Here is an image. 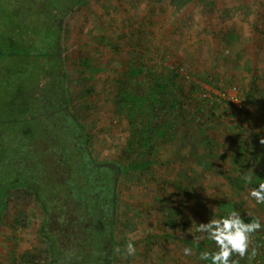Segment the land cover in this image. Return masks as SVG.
Wrapping results in <instances>:
<instances>
[{
    "label": "rangeland",
    "instance_id": "obj_1",
    "mask_svg": "<svg viewBox=\"0 0 264 264\" xmlns=\"http://www.w3.org/2000/svg\"><path fill=\"white\" fill-rule=\"evenodd\" d=\"M182 1L87 0L66 20L71 105L87 124L100 161L128 160L131 118L124 97L146 96L155 76L171 78L173 71L185 91L199 85L188 119L177 114L169 128L163 117L165 135L153 138L149 158L155 162L148 172L120 178L122 216L111 264H210L200 253L214 251V242H196L189 232L199 223L236 210L245 222L251 212L264 225V204L249 197L264 182V152L254 136L264 134V0H211L207 7ZM254 74L263 95L247 103ZM207 98L223 100L217 116L201 109ZM241 104L248 114L235 111ZM145 108L136 109L139 117ZM250 171L247 184L243 176ZM7 212L0 264H49L39 235L40 205L18 188ZM129 239L136 247L132 256L125 252ZM255 242L259 255L240 264H264V227ZM185 247L193 254L185 256Z\"/></svg>",
    "mask_w": 264,
    "mask_h": 264
},
{
    "label": "trees",
    "instance_id": "obj_2",
    "mask_svg": "<svg viewBox=\"0 0 264 264\" xmlns=\"http://www.w3.org/2000/svg\"><path fill=\"white\" fill-rule=\"evenodd\" d=\"M86 1L0 0V205L11 190L23 188L34 195L43 211L39 235L47 243L49 264L112 263L122 216L120 178L148 172L155 162L149 158L153 138L165 135L163 117L167 115L169 128L177 114L188 119L199 87L185 91L173 71L171 78L155 76L146 96L124 97L131 118L128 160H98L88 126L71 105L64 46L66 20ZM198 2L212 5L211 0ZM257 79L254 74L247 103L262 94ZM205 100L208 104L200 102L201 109L209 107L217 116L214 111L223 100ZM145 105L139 117L136 109ZM244 105L235 111L248 114ZM226 107L231 112L234 106L228 101ZM254 136L264 152V134Z\"/></svg>",
    "mask_w": 264,
    "mask_h": 264
},
{
    "label": "clouds",
    "instance_id": "obj_3",
    "mask_svg": "<svg viewBox=\"0 0 264 264\" xmlns=\"http://www.w3.org/2000/svg\"><path fill=\"white\" fill-rule=\"evenodd\" d=\"M260 142L264 144V138ZM243 179L247 184H251L252 172L246 173ZM249 197L256 204H264V182L252 188ZM247 214L252 217L250 222H245L239 211L232 210L226 215L212 218L207 223H199L194 230L189 231L196 242L207 239L215 244L214 251L205 250L200 253V260L210 262V264H240V260L245 258L249 262L254 260L259 255L255 234L264 225L251 212ZM125 252L129 256L135 255L136 247L132 239L128 240ZM183 254L190 256L193 254V249L185 247Z\"/></svg>",
    "mask_w": 264,
    "mask_h": 264
},
{
    "label": "flooded vegetation",
    "instance_id": "obj_4",
    "mask_svg": "<svg viewBox=\"0 0 264 264\" xmlns=\"http://www.w3.org/2000/svg\"><path fill=\"white\" fill-rule=\"evenodd\" d=\"M14 190H11L7 196L5 197V201L0 205V224L2 223L3 219L7 217V208H8V199H9V196L11 195V193L13 192ZM33 199V201L36 202L35 198H34V195H30ZM41 208V206H40ZM43 217V215H42Z\"/></svg>",
    "mask_w": 264,
    "mask_h": 264
},
{
    "label": "built area",
    "instance_id": "obj_5",
    "mask_svg": "<svg viewBox=\"0 0 264 264\" xmlns=\"http://www.w3.org/2000/svg\"><path fill=\"white\" fill-rule=\"evenodd\" d=\"M188 78L190 77L188 74L186 75Z\"/></svg>",
    "mask_w": 264,
    "mask_h": 264
},
{
    "label": "water",
    "instance_id": "obj_6",
    "mask_svg": "<svg viewBox=\"0 0 264 264\" xmlns=\"http://www.w3.org/2000/svg\"><path fill=\"white\" fill-rule=\"evenodd\" d=\"M118 175H120V173ZM110 257H112V256H110Z\"/></svg>",
    "mask_w": 264,
    "mask_h": 264
}]
</instances>
